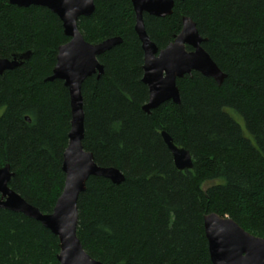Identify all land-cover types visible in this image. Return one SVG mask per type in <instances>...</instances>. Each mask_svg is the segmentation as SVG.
<instances>
[{"label": "trees", "instance_id": "obj_1", "mask_svg": "<svg viewBox=\"0 0 264 264\" xmlns=\"http://www.w3.org/2000/svg\"><path fill=\"white\" fill-rule=\"evenodd\" d=\"M10 1L0 0V57L32 56L0 76V169L9 165L10 188L51 214L65 187L72 115L64 82L46 80L70 39L50 10ZM184 17L227 77L218 86L186 76L177 81L180 105L166 102L150 114L132 2L95 0L93 15L78 22L90 44L122 39L98 58L103 75L82 87L84 150L125 177L120 185L91 177L78 200V238L102 264H213L204 228L212 213L264 239V0H175L169 17L144 14L159 50L180 34ZM162 132L190 152L192 170L176 168ZM59 253V239L41 223L0 208V264H58Z\"/></svg>", "mask_w": 264, "mask_h": 264}, {"label": "water", "instance_id": "obj_2", "mask_svg": "<svg viewBox=\"0 0 264 264\" xmlns=\"http://www.w3.org/2000/svg\"><path fill=\"white\" fill-rule=\"evenodd\" d=\"M136 14V33L144 51L143 83L149 88V101L143 110L150 114L166 102L181 103L177 81L199 73L222 86L226 75L203 48L205 39L200 35L195 22L182 19V30L165 49L159 50L150 40L144 24V14L166 18L173 14L175 0H130ZM185 1V0H181ZM19 8L32 6L50 10L61 20L64 34L69 42L59 48L57 64L46 81L64 82L69 90L71 104V131L69 144L64 153L63 172L66 176L63 193L58 198L53 212L43 214L27 203L10 188L13 177L11 167L0 169V208L23 214L41 223L59 239L58 264H102L92 259L83 249L78 238V200L86 191L91 177L110 180L115 185L125 181L121 171L98 166L94 156L83 147L85 137V113L82 87L84 82L104 73L98 58L122 43V39H108L93 45L85 41L78 22L95 12V0H11ZM191 48L192 51H188ZM32 52L13 54L9 59L0 57V76L22 67ZM31 122L30 118H27ZM162 137L173 155L175 166L180 171L192 170L194 163L189 151L174 144L168 133ZM204 228L213 264H264V239L246 232L234 220L216 213L204 218Z\"/></svg>", "mask_w": 264, "mask_h": 264}, {"label": "rangeland", "instance_id": "obj_3", "mask_svg": "<svg viewBox=\"0 0 264 264\" xmlns=\"http://www.w3.org/2000/svg\"><path fill=\"white\" fill-rule=\"evenodd\" d=\"M1 114V112H0ZM231 116L235 119L236 122H238V124L241 125V127L243 128V130L245 131V133L247 134L248 136V132L246 130V127H245V122L243 120L242 117H240L239 115H237L236 113H234L233 111L230 112Z\"/></svg>", "mask_w": 264, "mask_h": 264}]
</instances>
